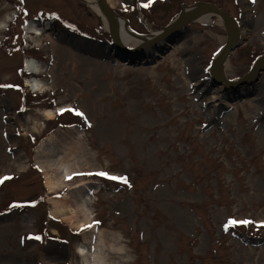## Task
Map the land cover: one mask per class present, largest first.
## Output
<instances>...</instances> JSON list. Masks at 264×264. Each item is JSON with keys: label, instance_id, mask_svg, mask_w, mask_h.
<instances>
[{"label": "rangeland", "instance_id": "1", "mask_svg": "<svg viewBox=\"0 0 264 264\" xmlns=\"http://www.w3.org/2000/svg\"><path fill=\"white\" fill-rule=\"evenodd\" d=\"M203 3L244 32L224 67L228 80L243 78L264 57V0H114L113 11L149 36ZM2 21L0 264H81L80 245L108 264H264V73L256 85L214 78L227 42L219 16L190 24L155 62L119 61L82 0H0ZM29 23L43 34L35 49ZM28 59L44 67L33 78L45 93L24 83ZM202 71L210 81L192 87ZM218 86L224 98L212 102ZM74 144L82 171L50 193L45 171ZM80 196L92 217L82 232L52 214L54 201L74 208Z\"/></svg>", "mask_w": 264, "mask_h": 264}, {"label": "bare ground", "instance_id": "2", "mask_svg": "<svg viewBox=\"0 0 264 264\" xmlns=\"http://www.w3.org/2000/svg\"><path fill=\"white\" fill-rule=\"evenodd\" d=\"M82 1H84L86 4H88L91 7V9L101 19L103 26L108 30L110 28V25H109L107 17L105 16L103 12V8L100 3V0H82ZM105 1L109 5V7L113 9L114 0H105ZM196 6L198 5H195V7ZM192 11H193V8H186L184 9L183 15H188ZM211 20H212L211 14L200 16L199 18L196 19V21L206 22V23H209ZM112 22H113V28L117 34L119 43L127 49H131V50L139 49L141 45L143 44L144 40L148 39L147 38L148 36L147 37L140 36L138 35V33L132 31L130 28H127L122 23V21H119L116 17H113ZM34 24L29 23L28 27L26 28L27 39L34 42V47L38 48L40 47L39 45H40V41L42 39L43 34H41L42 31L38 29ZM6 27H7V24L2 21L0 23V30H5ZM33 35H35V37H32ZM155 35L156 33L154 32L152 36H155ZM46 36H48V39L51 41L52 45L56 44V40L53 39L50 33L46 32ZM242 36H244V32H241L238 29V31L235 33V39L239 40L242 38ZM144 51L152 55H154L157 52L155 48L153 47L150 48V46L146 47ZM26 63H27L26 65L27 72L36 74V75H40L44 72V67L38 61L28 59ZM154 67H157V66H154ZM213 74H214V66H213ZM209 75L210 74L208 72L202 71V73L193 80L192 87H196L201 82L207 83V81H210V80H207V77ZM221 78L228 79L225 69H224V73L222 74ZM219 80L217 79V81ZM219 83L223 85L221 80L219 81ZM258 83L259 82H255L254 85ZM26 86L30 87L31 92H34V93H45L48 89H50V86H48L45 82H43L42 80L36 79V78L27 79ZM215 88L216 90L213 96L211 97L212 102L218 101L224 98L221 95L222 86H218ZM251 89L253 88H250V90ZM240 91L241 93L244 91L247 92L249 91V89L247 90L241 89ZM63 110H64L63 107H59L57 110L47 109L44 111L43 114L45 115V117H47L48 120H52L57 116L58 113H62ZM76 148H79V150H81V146L79 144H74L72 145V148L69 149L71 151L70 153H65L62 156L57 155L55 157V160H52V162L49 163V166L55 167L57 169L54 174H49L48 171H45V183L50 193H57V190H59V188L64 186V182L66 179L68 178L70 179L76 172L82 171V169L80 168V164H82V161L84 158L83 157L76 158L77 156L76 157L74 156V153H76L75 152ZM39 167L42 170L46 169L45 165H43L42 163L39 165ZM80 197L81 198H79V201L76 202V206L74 208L71 205H69V202L66 201L67 198H64L63 200H59V201H54L53 202L54 208L52 209V214L54 218L58 217L63 222L67 223V225L70 226V228H72L73 230L82 232L92 225V217L87 208V199L83 198L82 196ZM78 211L82 214V216H78L77 214ZM54 233H56V231ZM77 253L79 256L83 258V261L81 262V264H108L107 260L105 259V257L103 256V254L101 253L99 249H96V251H94L93 253L88 248H86L85 245H80L77 248Z\"/></svg>", "mask_w": 264, "mask_h": 264}, {"label": "water", "instance_id": "3", "mask_svg": "<svg viewBox=\"0 0 264 264\" xmlns=\"http://www.w3.org/2000/svg\"><path fill=\"white\" fill-rule=\"evenodd\" d=\"M100 3L110 25L109 29L112 38L111 45L112 47L116 48L117 51L120 53L118 54L117 59L121 62H124L125 60L131 57H153L155 59L154 62L159 60V55H156V53L154 55L146 53L144 49L150 46V48H155V50H157V52H160L161 54L166 53L167 51H169V48H171L173 45L179 44L182 41L185 30L188 29L190 24L194 23L196 19L200 16L211 14L212 17L219 16L225 23L227 29V42L222 48V50L219 52L217 60L214 62V78L216 80L220 79L225 87H236L237 85L254 84L255 82L259 81L260 75L264 73V57H262L254 64L250 72L246 74L243 78L237 79L236 81H230L228 79L221 78L222 74L224 73V67L227 59L234 50H236L243 44L244 41L239 43V40L235 39V33L239 29L235 18H233L228 13V11L219 8L215 4L203 3L199 4L196 7H188L193 8V11L191 13H189L188 15H183L184 12H182V14L178 18H176L167 28L160 31H156L155 36H152L153 34L149 35L148 37L143 36L147 37L148 39L144 40L143 44L139 49L131 50L123 47V45L119 43L117 34L113 28L112 19L113 17H116L119 21H122V23L126 27L128 24L127 21L119 17L113 11V9L109 7L105 0H100Z\"/></svg>", "mask_w": 264, "mask_h": 264}, {"label": "snow or ice", "instance_id": "4", "mask_svg": "<svg viewBox=\"0 0 264 264\" xmlns=\"http://www.w3.org/2000/svg\"><path fill=\"white\" fill-rule=\"evenodd\" d=\"M253 2H254V0H253ZM145 7H148L149 5H144ZM77 115H81V113H77ZM97 175H101V176H107V174L106 173H97ZM109 179H118V178H116V177H108ZM7 179V178H6ZM123 182L124 183H127V180L126 179H124L123 180ZM232 223L233 224H236L237 222L236 221H232ZM241 223H249L248 221H243V222H241ZM37 239H39L38 237H37Z\"/></svg>", "mask_w": 264, "mask_h": 264}]
</instances>
